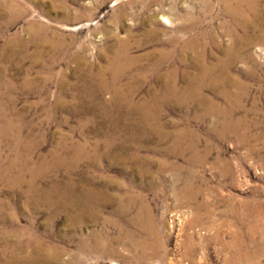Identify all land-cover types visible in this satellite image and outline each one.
I'll use <instances>...</instances> for the list:
<instances>
[{
	"label": "rangeland",
	"instance_id": "1",
	"mask_svg": "<svg viewBox=\"0 0 264 264\" xmlns=\"http://www.w3.org/2000/svg\"><path fill=\"white\" fill-rule=\"evenodd\" d=\"M0 264H264V0H0Z\"/></svg>",
	"mask_w": 264,
	"mask_h": 264
},
{
	"label": "bare ground",
	"instance_id": "2",
	"mask_svg": "<svg viewBox=\"0 0 264 264\" xmlns=\"http://www.w3.org/2000/svg\"><path fill=\"white\" fill-rule=\"evenodd\" d=\"M239 2H240V0H239ZM241 2H242V1H241ZM189 171H190V170H189ZM191 190H192V189H191ZM255 208H257V206H256V207H255V206L252 207V209H255ZM145 229H146V228H145ZM242 254H243V253H242ZM245 256H246V254H245ZM245 256H244V257H245Z\"/></svg>",
	"mask_w": 264,
	"mask_h": 264
}]
</instances>
